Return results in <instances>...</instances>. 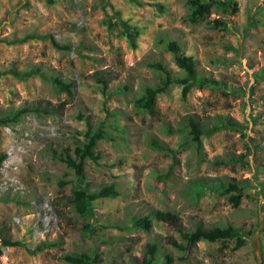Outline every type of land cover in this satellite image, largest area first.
<instances>
[{
    "label": "rangeland",
    "instance_id": "1",
    "mask_svg": "<svg viewBox=\"0 0 264 264\" xmlns=\"http://www.w3.org/2000/svg\"><path fill=\"white\" fill-rule=\"evenodd\" d=\"M187 1L0 0V118L23 106L36 109L17 123L0 122V155H6L0 234L21 243L0 242V264H68L64 255L95 250L100 264H131L133 257L143 260L150 241L160 246V264L166 255L171 264H264V0H237L232 16L214 9L210 22L227 21L219 29L188 22ZM116 10L142 30L137 50L109 26ZM159 36L181 43L200 77L214 84L194 88L185 101L182 87L173 85L152 115L135 103L147 87L161 84L164 74L150 65L162 62L175 78L184 75L157 44ZM51 37L71 50L55 49ZM31 69L40 74L20 80L12 73ZM53 77L72 84V93L61 92ZM190 114L208 125L230 118L240 127L204 138L198 151L190 138L166 133ZM89 123L102 127L105 138L98 160L85 161L84 184L95 190L115 183L120 196L95 202L92 217H84L71 204L78 175L55 156L73 154ZM152 139L176 151L170 175L173 157L152 148ZM230 158L236 161L214 165ZM202 178L239 184L240 206L218 188L197 199L190 184ZM155 210L177 213L178 228L193 233L192 241L157 222L148 232L133 227ZM218 224L253 234L234 251V241L207 239L199 227ZM180 243L184 251L176 248ZM184 253L188 259L179 260Z\"/></svg>",
    "mask_w": 264,
    "mask_h": 264
},
{
    "label": "trees",
    "instance_id": "2",
    "mask_svg": "<svg viewBox=\"0 0 264 264\" xmlns=\"http://www.w3.org/2000/svg\"><path fill=\"white\" fill-rule=\"evenodd\" d=\"M51 1V0H50ZM159 6V5H158ZM187 6L189 7V13L187 16V21L192 24H202L207 22L212 25L213 29L226 28L227 21L224 19H216L213 22L209 21L214 9L221 12L222 15L232 16L238 13V3L237 0H188ZM162 9V6H159ZM116 21L114 23L109 22L110 27H116L120 31V35L124 37L128 46L132 50H137L139 47L138 41L142 36V30L138 26H133L128 20L122 18L121 11L116 10L115 16ZM53 47L60 51H70V45L60 44L54 37L50 38ZM158 45H163L165 49L173 55V60L178 66V68L184 72V75L180 78H175L171 72L162 62H157L151 67L158 71H161L164 76L161 80V84L157 87H147L142 95L136 100V105L138 108L142 109L143 112L155 115L157 109L158 97L166 93L169 87L173 85H179L182 87L181 96L185 101L194 88H201L206 85H213L214 82L200 77L197 70V62L192 56L185 54L184 46L176 40H170L166 36L158 37L156 40ZM14 76L20 80H26L33 75H39L40 70L31 69L30 71L18 72L13 70ZM51 82L57 86L61 92H66L71 94L72 84H68L63 80L53 77L50 78ZM98 82L107 87L108 82L105 79L97 78ZM36 109L30 108L29 106H23L15 111L6 114L3 118H0V122L3 125H9L17 123L25 114L32 112ZM240 124L234 122L230 118L220 117L217 123L214 125H208L202 123L199 118L194 115L184 116L178 127L175 129L171 126L166 128V133L168 135H184L190 138V141L196 145L198 151L203 147V140L206 137H210L223 129H237ZM105 132L102 127L94 129L92 124H88V130L84 134L83 144L81 146L75 147L73 154L69 149L64 150L61 154H56L55 158L63 162L68 168L74 170L78 175L79 187L73 191V199L71 204L77 213L84 217H92L93 205L95 202L100 200L117 199L120 196L117 185L115 183L105 184L100 186L95 190L89 189L90 187L84 184L85 180V165L86 160L96 162L98 160L97 147L99 142L104 140ZM150 146L159 152L170 153L173 157V164L170 168V173L175 168L176 164V151L167 147L162 141L157 139H152L150 141ZM6 159V155H0V167ZM230 161H236L234 158L228 160L215 161L214 165L217 167L226 166ZM214 182V183H213ZM215 184H218L216 186ZM62 186L65 184L62 183ZM220 189V194L226 196L228 201L234 206L239 207L243 195V187L239 184L227 182L223 180H214L212 182L207 179H198L190 184L191 193L194 194L197 199H200L206 192ZM179 215L172 211H162L155 210L151 214L143 216L139 219H135L132 225L136 229H141L143 231H150L154 222L168 225L174 230H176L180 235L181 239L186 243L187 241H192L193 233H183L179 225ZM89 227V226H87ZM202 234L207 239H213L218 242H231L234 241L233 250L237 251L246 246L248 239L253 234V231L249 230L246 232L241 227H236L233 224H218L213 226L211 229H205L199 226ZM0 242L3 247H15L21 245L20 242L13 241L10 238H6L0 234ZM179 251H184V244H175ZM42 251L41 248H38ZM160 246L155 241H150L147 243L143 260L140 261L138 258L133 257L131 264H160ZM0 252H2L0 250ZM188 253H184L179 260L186 261L188 259ZM62 260L68 264H100L101 254L96 250L92 253L80 252V253H69L62 257ZM173 261L172 256L166 255L165 260L162 264H171Z\"/></svg>",
    "mask_w": 264,
    "mask_h": 264
}]
</instances>
